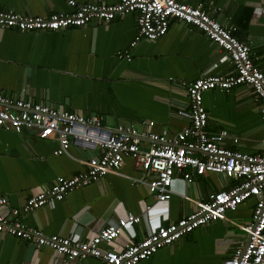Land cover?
I'll return each instance as SVG.
<instances>
[{
  "label": "crops",
  "instance_id": "0c3cea01",
  "mask_svg": "<svg viewBox=\"0 0 264 264\" xmlns=\"http://www.w3.org/2000/svg\"><path fill=\"white\" fill-rule=\"evenodd\" d=\"M180 1L202 3L224 26L233 28L235 35L250 45L256 63L264 70V0ZM0 9L48 16L71 12L74 7L68 0H0ZM137 26V13L128 12L108 22L96 18L82 27L58 30L19 32L0 27V93L96 114L109 127L133 124L145 129L147 121L154 120V132L182 130L189 123L178 112L188 108L186 84L205 74L229 73L232 62L228 53L199 28L178 19L171 20L165 35L155 40L140 39L130 46ZM125 49L131 51V59L118 57ZM203 103L208 131L226 129L228 147L264 154V117L249 86L207 90ZM234 137L239 140L234 142ZM57 146L56 136L41 138L35 130L16 132L0 127V196L9 199V206H0V213L11 216V207L24 204L36 187L85 170V160L100 153L98 148L72 143L70 155L54 154ZM148 177L128 157L118 173H108L76 188L64 199L50 201L23 218L46 233L85 236L126 211L141 213L144 199L154 208L149 213L151 219L143 217L136 225L140 239L150 226L193 210L194 199H207L210 193L236 183L222 173L207 172L191 184L178 180L177 193L170 202L155 203L147 186L136 181ZM179 192H186L188 198ZM255 202L254 197L247 200L229 211L228 219L200 226L138 264H222L248 239L231 221H250ZM125 239L124 234L113 246ZM53 256L47 246L30 249L29 242L0 232V264H49ZM70 264H100V260L88 257Z\"/></svg>",
  "mask_w": 264,
  "mask_h": 264
},
{
  "label": "built area",
  "instance_id": "2783aa9c",
  "mask_svg": "<svg viewBox=\"0 0 264 264\" xmlns=\"http://www.w3.org/2000/svg\"><path fill=\"white\" fill-rule=\"evenodd\" d=\"M71 12H53L48 16H34L0 9V27L19 32L58 30L82 27L93 19L106 22L120 14L137 13L138 40H155L165 35L172 19L199 28L210 40L228 53L233 70L229 73L205 74L186 84L189 104L180 115L189 123L179 131H152L154 120L145 129L133 124H102L99 115H85L65 106L14 99L0 93V127L22 132L35 130L39 137L56 136L58 146L54 154L70 155L72 143L84 148H98L100 153L85 160L86 168L72 176H58L48 186H38L21 206L11 207V216L0 213V232L47 246L54 252L49 264H70L88 257L100 264H138L159 249L216 220L228 219V212L251 198L256 202L252 219L233 222L248 236L247 242L234 248L222 264H264V154L248 153L228 147V130H207L208 112L203 94L210 89L229 91L239 85L249 86L259 102L264 117V70L255 61L250 45L240 40L233 28L224 26L202 3L190 4L180 0H118L116 3H77ZM118 57L131 59L129 49L120 50ZM150 140L147 145L144 141ZM238 137L233 141L237 142ZM131 157L136 168L148 173V178H136L147 186L155 203H168L177 193L178 180L191 184L207 172L222 173L236 183L212 192L207 199H194L195 207L176 219L150 226L137 239L136 225L142 218L151 219L154 204L141 200V213L126 211L107 220L97 230L81 235L46 233L30 226L23 218L26 213L44 204L62 200L76 188L91 184L108 173H118L126 158ZM134 179V178H133ZM135 180V179H134ZM188 198L186 192H179ZM9 206L7 196H0V206ZM150 216V217H149ZM158 216V215H156ZM126 235L121 245L114 243ZM112 245V247H111Z\"/></svg>",
  "mask_w": 264,
  "mask_h": 264
},
{
  "label": "water",
  "instance_id": "95a60500",
  "mask_svg": "<svg viewBox=\"0 0 264 264\" xmlns=\"http://www.w3.org/2000/svg\"><path fill=\"white\" fill-rule=\"evenodd\" d=\"M36 247V245L34 243H30V249H34Z\"/></svg>",
  "mask_w": 264,
  "mask_h": 264
}]
</instances>
